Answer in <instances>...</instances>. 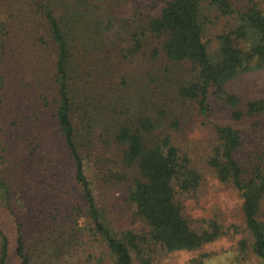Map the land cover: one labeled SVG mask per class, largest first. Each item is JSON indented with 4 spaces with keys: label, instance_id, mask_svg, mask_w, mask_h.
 Masks as SVG:
<instances>
[{
    "label": "trees",
    "instance_id": "trees-1",
    "mask_svg": "<svg viewBox=\"0 0 264 264\" xmlns=\"http://www.w3.org/2000/svg\"><path fill=\"white\" fill-rule=\"evenodd\" d=\"M6 1L0 216L16 233L11 247L0 227V264L10 247L21 264L42 256L45 264H156L224 236L220 217L184 212L205 172L177 138L176 110L188 105L204 119L218 101L236 121L264 114V98L243 102L225 86L251 63L264 68V0ZM121 1L149 13L134 11L120 26L113 6ZM159 116L178 120L155 135ZM212 130L203 161L242 199L238 250L264 262V138ZM119 184L131 228L113 226L99 204ZM25 211L36 230L29 236L20 229Z\"/></svg>",
    "mask_w": 264,
    "mask_h": 264
},
{
    "label": "rangeland",
    "instance_id": "rangeland-1",
    "mask_svg": "<svg viewBox=\"0 0 264 264\" xmlns=\"http://www.w3.org/2000/svg\"><path fill=\"white\" fill-rule=\"evenodd\" d=\"M155 3V0H153L147 6L149 8L154 7ZM113 7V16L120 26L127 22L128 17L134 11L138 10L140 12L141 10L144 16L149 13L148 10L141 9L140 6H135L128 1H121L114 4ZM107 14L108 12L105 15ZM227 25L223 28L225 29ZM215 30L218 32L223 31L221 26L214 29L212 33L216 34ZM252 64L249 72L240 75L237 79L225 85L228 92L236 93L243 102L264 98V68H255ZM176 111L179 114V120L175 118L169 120L166 117L159 116L155 135L160 132L164 133V129H169L170 122L173 123V121L178 120L180 124L176 133L177 138L182 140L183 147L188 150L189 157L196 167L205 172L204 185L199 187L198 193L194 197L191 195L187 197L184 202V212L187 217L194 219L220 217L223 220L225 235L197 250L184 249L168 252L156 264H197L199 260L203 264H264L263 261H258L251 253L238 250V241L244 237V224L241 213L242 199L237 190L219 182L207 170L203 161L208 147L214 142L212 125H230L246 134H257L260 139L255 140L256 143L254 144H258L264 138V114L252 118L245 116L241 121H236L229 117L227 107L218 101L210 103V110L204 119H199L192 107H188V105L186 107L180 104L179 110ZM255 123H257V127H254ZM126 187L125 184L114 186L113 189L107 191L106 195L101 197V203H99L103 205L108 221L118 228L133 227L131 210L124 202L123 192ZM26 213V211L22 213L20 229L25 235L29 236L32 233L35 234L36 230L34 224L27 223ZM0 227L10 238L9 245L12 247V239L15 237L16 229L10 224L8 217L0 216ZM1 240L2 238H0V243ZM11 247L6 258V264H21L20 259L18 260L14 256ZM46 248L53 250L55 247L53 243L48 242ZM45 258L46 256H42V259L37 260L38 262L34 264H45ZM69 262L67 264H77L75 261Z\"/></svg>",
    "mask_w": 264,
    "mask_h": 264
}]
</instances>
